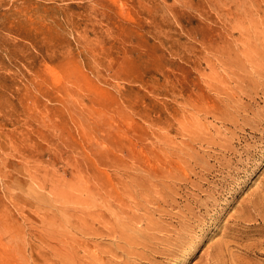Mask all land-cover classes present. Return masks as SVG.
Returning <instances> with one entry per match:
<instances>
[{
    "label": "rangeland",
    "instance_id": "rangeland-1",
    "mask_svg": "<svg viewBox=\"0 0 264 264\" xmlns=\"http://www.w3.org/2000/svg\"><path fill=\"white\" fill-rule=\"evenodd\" d=\"M263 29L264 0H0V264H174L146 235L264 264Z\"/></svg>",
    "mask_w": 264,
    "mask_h": 264
},
{
    "label": "bare ground",
    "instance_id": "bare-ground-1",
    "mask_svg": "<svg viewBox=\"0 0 264 264\" xmlns=\"http://www.w3.org/2000/svg\"><path fill=\"white\" fill-rule=\"evenodd\" d=\"M264 30V29H263ZM255 32V31H254ZM253 34V33H252ZM262 36V35H261ZM250 59V58H249ZM259 61V60H258ZM232 63V62H231ZM263 68V67H262ZM237 75V74H236ZM232 77V76H231ZM238 82V81H237ZM227 86V85H226ZM259 87V86H258ZM255 95V94H254ZM243 96V95H242ZM240 105V104H239ZM243 108V107H242ZM250 108V107H249ZM237 110V109H236ZM253 112V111H252ZM231 116V115H230ZM156 183V182H155ZM125 185H127V183L125 184ZM124 186V185H123ZM156 187H158V186H156ZM139 188V187H138ZM143 188H145V187H143ZM159 188V187H158ZM148 189V188H147ZM152 189V188H151ZM131 191V190H130ZM146 191H148V190H146ZM149 191H150V189H149ZM133 192V191H132ZM135 192V191H134ZM152 192V191H151ZM150 192V193H151ZM118 193V192H117ZM120 193V192H119ZM150 193H149V195H150ZM164 193H166V192H164ZM133 194V193H132ZM114 195V194H113ZM147 195V194H146ZM148 195V196H149ZM107 196V195H106ZM120 196V195H119ZM133 196H134V194H133ZM121 197V196H120ZM144 197H146V196H144ZM147 198V197H146ZM108 199H110V197L108 198ZM106 201H107V199H106ZM143 204H141V206H142ZM107 206H109V205H107ZM144 207V206H143ZM127 208V207H126ZM111 209H113V208H111ZM132 209V208H131ZM146 209V208H145ZM129 210V209H128ZM113 211V210H112ZM123 212V211H122ZM121 212V213H122ZM132 212V211H131ZM138 212V211H137ZM112 213V212H111ZM110 213V214H111ZM137 214V213H136ZM134 215V214H133ZM139 215V214H138ZM132 217V216H131ZM131 217H128V218H131ZM236 217V216H235ZM93 218V217H92ZM97 218V217H96ZM96 218H93L94 220L96 219ZM99 219H101L100 217H98ZM122 218H124V217H122ZM136 219L138 218V217H135ZM134 218V219H135ZM147 218V217H146ZM242 217H240V219H241ZM245 219H246V217H244ZM99 219H98V221H99ZM112 219V218H111ZM126 219V218H125ZM133 219V220H134ZM135 219V221H137ZM148 219V218H147ZM146 219V220H147ZM101 220H104V221H106V222H109L110 223V221L109 220H107V219H101ZM132 220V221H133ZM149 220H151V219H149ZM149 220H148V222H149ZM131 221V220H130ZM156 221V220H155ZM185 221V220H184ZM123 222V221H122ZM152 222H154V221H152ZM100 223V222H99ZM109 223H108V225H109ZM121 223V220H120V218H119V221H116V222H114L113 224H111V226H113L114 224H120ZM125 222H123V224H124ZM157 224L159 223V222H156ZM187 223V222H186ZM94 224V223H93ZM122 224V225H123ZM126 224V223H125ZM133 224V223H132ZM154 224V223H153ZM152 224V225H153ZM182 224V223H181ZM184 224V223H183ZM86 225H89V223H86ZM159 225V224H158ZM129 226V225H128ZM149 226V225H148ZM181 226V225H180ZM120 227V226H119ZM162 227V229H163V226H161ZM161 227H160V229H161ZM191 227V226H190ZM144 228V227H143ZM148 228V227H147ZM152 229L154 228L153 226L151 227ZM150 228V229H151ZM166 228V227H165ZM95 229V228H94ZM114 229H116V228H114ZM150 229H149V231H150ZM156 229V228H155ZM159 229V228H158ZM157 229V230H158ZM169 229V228H168ZM119 231L121 230V227H120V229H118ZM182 230V229H181ZM186 230V229H185ZM193 230V229H192ZM94 231H96V230H94ZM116 231V230H115ZM133 231H135V230H133ZM133 231H131V232H133ZM137 231H139V229L137 230ZM148 231V230H147ZM155 231V230H154ZM161 232H162V230H160ZM159 231V232H160ZM169 231H170V229H169ZM173 231H175L176 232V234H174L175 235V239H177V233L179 232V230H178V232L176 231V230H172V232ZM106 232V231H105ZM120 232H122V231H120ZM130 232V230L128 231V233ZM145 232V231H144ZM151 232H152V234H153V231L151 230ZM167 232V231H166ZM104 233V232H103ZM109 233V232H108ZM155 233V232H154ZM192 233V232H191ZM110 234H114V233H110ZM121 234V238H118V239H121V242L123 243V244H125V245H129V244H132L133 242H131V240H132V238H129L130 237V235H129V237H128V234L125 232V234L124 233H120ZM150 235H151V233H149ZM156 234H158V233H156ZM180 234V233H179ZM104 235V234H103ZM116 235V234H115ZM114 235V236H115ZM159 235V234H158ZM171 235V234H170ZM188 235H189V233H188ZM108 236V235H107ZM113 236V235H112ZM142 236V235H141ZM144 236V235H143ZM142 236V237H143ZM147 236V238H146V240H148V241H146V242H143V243H141L144 247H148L150 250H149V252L147 253L146 251V253H144V252H142V253H144L145 254V256H148L149 254H159V256L160 255H162V256H165V258H169V259H173V260H175V263L176 264H183L184 262H185V260H187V256L190 254V250H191V248H188L187 246L189 245V244H187L186 242H184V241H181V242H177V243H172V245L171 244H167L166 245V247H162V248H160V246H159V248H158V246H155L154 244H156V243H154V241L153 240H151L152 239V236H149V235H146ZM155 236V235H154ZM173 236V235H172ZM185 236V235H184ZM194 236V235H193ZM196 236H199V235H197L196 234ZM195 236V237H196ZM222 236V235H221ZM156 237H159V236H156ZM156 237H154L155 239H156ZM162 237H165V235L164 236H162ZM169 237H171V236H169ZM179 237H180V235H179ZM187 237V236H186ZM190 237V236H189ZM192 237V236H191ZM190 237V238H191ZM74 238H75V236H74ZM136 238V237H135ZM137 238H138V236H137ZM194 238V237H193ZM166 239H168V237H165L164 238V241H162V239H161V242H165L166 241ZM171 239V238H170ZM174 239V240H175ZM188 239V238H187ZM192 239V238H191ZM190 239V240H191ZM141 240H143V238L141 239ZM145 240V239H144ZM149 240L150 241H152V243H151V245H149L148 244V242H149ZM158 240V239H157ZM178 240V239H177ZM176 240V241H177ZM133 241L135 242V239H133ZM69 242V241H68ZM188 242V241H187ZM192 242V241H191ZM197 242V241H196ZM77 243H78V241H77ZM114 243V242H113ZM121 243V244H122ZM136 243V242H135ZM135 243H133V244H135ZM159 243V242H158ZM166 243V242H165ZM167 243H169L168 241H167ZM120 244V243H119ZM118 244V245H119ZM120 244V245H121ZM160 244V243H159ZM162 244V243H161ZM195 244V243H194ZM60 245V244H59ZM117 245V244H116ZM136 245V244H135ZM140 245V244H139ZM163 245V244H162ZM225 245H227V246H229V244H225ZM73 246H75V244H73ZM123 246V245H122ZM130 246V245H129ZM128 246V247H129ZM165 246V245H164ZM59 248V250H61V249H63L64 247H62V246H58ZM90 247V246H89ZM124 247V246H123ZM123 247H122V250H123ZM127 247V248H128ZM143 247V248H144ZM190 247V246H189ZM218 247H223L222 246V244L219 246L218 245ZM108 248H109V246H108ZM108 248H106V249H108ZM114 248V247H113ZM117 248V247H116ZM119 248V247H118ZM137 248V247H136ZM195 248V247H194ZM215 249H216V246L214 247ZM219 248V249H220ZM65 250V254H64V257H65V261H69V262H71V261H73L72 263H76L75 261H78L79 263H80V261L83 259V258H81V257H79V255H77V252L76 251H73L72 250V244L70 245V246H66V248H64ZM128 249H130V248H128ZM138 249V248H137ZM145 249V248H144ZM159 251H158V250ZM214 249V250H215ZM218 249V248H217ZM218 249V250H219ZM226 249V248H225ZM229 249V248H228ZM57 250V249H56ZM81 250V249H80ZM79 250V251H80ZM86 250V249H85ZM114 250V249H113ZM139 250V249H138ZM137 250V251H138ZM78 251V250H77ZM89 251V250H88ZM93 251V250H92ZM125 251V250H124ZM126 251H128V250H126ZM143 251V250H142ZM220 251V250H219ZM221 251H223V248L221 249ZM220 251V252H221ZM81 252V251H80ZM79 252V253H80ZM85 252V256H87V258H89V257H92V252H87V251H84ZM87 252V253H86ZM95 252V251H94ZM123 252V251H122ZM135 253H136V250L134 251ZM139 252V251H138ZM137 252V253H138ZM228 252V251H227ZM227 252H225L226 254H227ZM57 253V252H56ZM59 253V252H58ZM64 253V252H63ZM113 253V252H112ZM111 253V254H112ZM124 253H126L127 254V252H124ZM232 253H234V252H232ZM111 254H110V256H111ZM118 254H120V253H118ZM132 254H134V253H132ZM210 254V253H209ZM57 255V254H56ZM59 255H61V254H59ZM63 255V254H62ZM98 255V254H97ZM109 255V254H108ZM135 255V254H134ZM139 255V254H138ZM137 255V256H138ZM221 255H223V254H220V253H218V251H217V253H215V254H212V256H211V258H209L210 260H209V264H220L221 262H220V259L222 258V256ZM225 255V254H224ZM58 256V255H57ZM121 256V255H120ZM124 256V255H123ZM133 256V255H132ZM161 256V257H162ZM221 256V257H220ZM236 255H234V257H235ZM83 257V256H82ZM128 257V256H127ZM136 256H134V258H135ZM209 257V256H208ZM237 257V256H236ZM62 258V257H61ZM100 258V257H99ZM133 258V257H132ZM138 258H141V253H140V255L138 256ZM164 258V257H163ZM92 259H93V257H92ZM101 259V258H100ZM108 259V258H107ZM136 259V258H135ZM145 259V258H144ZM150 259V258H149ZM153 259V258H152ZM224 259H226V258H224ZM75 260V261H74ZM95 260H96V256H95ZM126 260V259H125ZM163 260V259H162ZM60 262H62L61 261V259L59 260ZM103 261V260H102ZM129 261V260H128ZM134 261V260H133ZM140 261H141V259H140ZM144 261V260H143ZM165 261H166V259H165ZM225 261V260H224ZM223 261V262H224ZM57 262H58V260H57ZM106 262V261H105ZM114 262V261H113ZM136 262V261H135ZM153 262H154V260H153ZM156 262V261H155ZM154 262V263H155ZM167 262V261H166ZM172 262V261H171ZM230 262H232V261H230ZM121 264H123L122 262H120ZM119 263V264H120ZM150 263V262H149ZM174 263V264H175ZM204 263H206V262H204ZM208 263V262H207ZM226 263V262H225ZM233 263V262H232ZM243 263V262H242ZM61 264V263H60ZM80 264H82V263H80ZM84 264H93V260H89V262L88 263H84ZM95 264V263H94ZM108 264V263H107ZM111 264H112V262H111ZM117 264V263H116ZM135 264V263H134ZM168 264V263H167ZM228 264H229V261H228Z\"/></svg>",
    "mask_w": 264,
    "mask_h": 264
}]
</instances>
